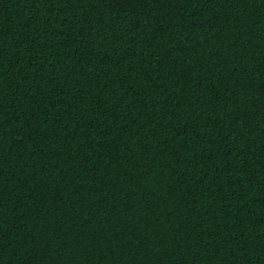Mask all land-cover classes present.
Instances as JSON below:
<instances>
[{
  "label": "trees",
  "instance_id": "16d2710c",
  "mask_svg": "<svg viewBox=\"0 0 264 264\" xmlns=\"http://www.w3.org/2000/svg\"><path fill=\"white\" fill-rule=\"evenodd\" d=\"M0 264H264V0H0Z\"/></svg>",
  "mask_w": 264,
  "mask_h": 264
}]
</instances>
